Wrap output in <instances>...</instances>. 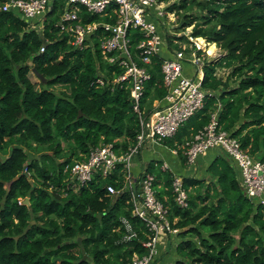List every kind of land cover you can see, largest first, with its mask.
Masks as SVG:
<instances>
[{
  "label": "trees",
  "instance_id": "1",
  "mask_svg": "<svg viewBox=\"0 0 264 264\" xmlns=\"http://www.w3.org/2000/svg\"><path fill=\"white\" fill-rule=\"evenodd\" d=\"M64 6L53 0L40 31L37 19L0 10V264H129L134 254L146 253L149 231L132 215L128 193L106 192L107 184L122 187L123 173L94 178L76 192L65 179L92 147L112 143L123 153L134 145L138 115L130 88L112 82L123 69L101 54L103 29L86 47L73 48L57 25ZM113 8L103 15L79 6L78 15L83 23H114ZM165 12L178 16L180 29L192 26L201 47L205 40L224 54L206 56L203 66L202 86L214 95L160 143L176 150L185 167L184 144L216 113L219 130L264 162V0H175ZM128 37L134 50L143 35L130 28ZM164 39L170 50L189 42L169 33ZM161 61L156 54L146 65L151 77L140 100L146 116L167 92ZM218 68L228 70L225 79L214 74ZM32 69L44 83L29 78ZM207 171L215 182L183 177L187 207L174 201V175L161 161L150 160L140 175L154 176L156 197L179 229L172 264H264V205L246 196L227 156L216 157Z\"/></svg>",
  "mask_w": 264,
  "mask_h": 264
},
{
  "label": "built area",
  "instance_id": "2",
  "mask_svg": "<svg viewBox=\"0 0 264 264\" xmlns=\"http://www.w3.org/2000/svg\"><path fill=\"white\" fill-rule=\"evenodd\" d=\"M64 1L65 6L57 23L60 30L68 33L73 48L81 50L88 45L87 41H90L98 27L103 29L105 33L98 40L99 50L109 63H116L123 69L112 82H125L130 88L133 110L139 120L134 145L129 146L123 153H117L112 143L92 147L85 159L76 160L69 166V175L65 180L70 182V189L76 192L94 178H105L119 169V172L123 173L122 187L117 189L114 185L107 184L106 192L109 195L128 193L132 215L141 219L149 231L147 239L142 242L146 253L141 256L134 254L129 264H153L165 238L168 235H176L179 229L171 226L167 218V208L156 197L154 176H134L131 169L132 159L147 142H160L166 137H172L191 115L202 108L206 96L214 95L212 90L202 86L203 66L206 56L210 55L205 50L209 42L204 40V46L201 47L196 41L197 37L189 33L188 45L182 43L181 49L168 48L164 34L176 35L170 32L160 34V20L166 15L167 6L165 7L164 2L167 3L168 0ZM173 1L175 0L170 3ZM52 3L53 0H6L0 10H13L30 23L33 19L43 22L42 18ZM111 3L114 4V23H83L78 15L79 6L85 7L90 14L109 15L107 8ZM130 28L137 29L143 35L134 50L128 37ZM40 51H43V47ZM156 54L162 56L160 68L167 92L162 100L155 101V109L146 116L140 109V100L144 83L151 77L146 65ZM221 70L225 71L224 68H218L214 74L217 76V72H222ZM96 82L104 85L106 80L98 76ZM184 146L183 153L189 165L210 149L223 150L238 168L240 185L246 196L264 205V162L250 155L229 132L219 130L216 113L211 115L209 123L195 133ZM119 165L121 168H118ZM162 168L168 169L165 164H162ZM173 175L171 186L174 201L179 207H187L188 197L183 186V177L176 173ZM123 222L130 230L128 222Z\"/></svg>",
  "mask_w": 264,
  "mask_h": 264
},
{
  "label": "crops",
  "instance_id": "3",
  "mask_svg": "<svg viewBox=\"0 0 264 264\" xmlns=\"http://www.w3.org/2000/svg\"><path fill=\"white\" fill-rule=\"evenodd\" d=\"M38 22L40 31L43 23L42 20H38ZM215 47L217 48L216 45ZM154 104L157 105V102ZM218 156H226V154L219 148L210 149L205 154L199 155L192 165L186 164L185 167H183L177 151L175 152L174 149L171 150L167 148L160 142L150 141L144 145L139 154L133 157L131 169L133 175L138 177L142 174L145 165L150 160H159L173 173L181 175L182 177H195L199 180H204L205 184H207L209 182H215V178L207 171V169L211 162ZM229 161L236 170L237 178L240 183L239 170L230 159ZM179 241L180 238L177 234L168 235L165 238L164 244L159 247V254L153 264H172L178 258L176 246Z\"/></svg>",
  "mask_w": 264,
  "mask_h": 264
},
{
  "label": "rangeland",
  "instance_id": "4",
  "mask_svg": "<svg viewBox=\"0 0 264 264\" xmlns=\"http://www.w3.org/2000/svg\"><path fill=\"white\" fill-rule=\"evenodd\" d=\"M170 2H171V0H168L167 3L164 2L165 7L168 6ZM164 15H163V18L160 20V29H162L160 31L161 35H163L165 32H170V33L176 34L175 36H181V35L188 36L189 35V33L192 30V26L186 27L184 29H180L179 26L181 23H180L178 16L176 14H173V13L167 14L166 13V15L165 16ZM196 41L198 44L203 43V41H198V40H196ZM180 43H185L186 45L189 44L188 42H184V41H180ZM210 44L214 45V43H210ZM207 48H208V46H207ZM214 48L209 53L207 52L208 54H210V55H207L209 60L210 59H213V60L217 59L224 54V52L222 50H220L218 47L216 48L215 45H214ZM221 71L222 72H217V76L225 79V77L228 75L227 74L228 70L225 69V71L224 70H221ZM29 78L34 82L39 81L38 78L31 71L29 72ZM231 83L234 84L233 80L231 81ZM56 89H58V87H56Z\"/></svg>",
  "mask_w": 264,
  "mask_h": 264
},
{
  "label": "water",
  "instance_id": "5",
  "mask_svg": "<svg viewBox=\"0 0 264 264\" xmlns=\"http://www.w3.org/2000/svg\"><path fill=\"white\" fill-rule=\"evenodd\" d=\"M31 71L38 78L39 81H41L43 83L45 82L46 79L41 74H39L35 69H32ZM24 201L26 202L27 198ZM82 254H83L82 259H85L86 255H85V252L83 249H82Z\"/></svg>",
  "mask_w": 264,
  "mask_h": 264
}]
</instances>
